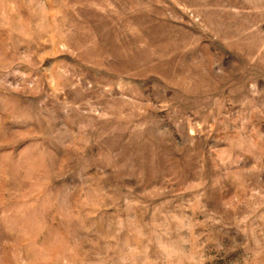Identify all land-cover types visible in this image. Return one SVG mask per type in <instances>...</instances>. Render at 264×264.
<instances>
[{
	"label": "rangeland",
	"instance_id": "obj_1",
	"mask_svg": "<svg viewBox=\"0 0 264 264\" xmlns=\"http://www.w3.org/2000/svg\"><path fill=\"white\" fill-rule=\"evenodd\" d=\"M0 264H264V0H0Z\"/></svg>",
	"mask_w": 264,
	"mask_h": 264
}]
</instances>
